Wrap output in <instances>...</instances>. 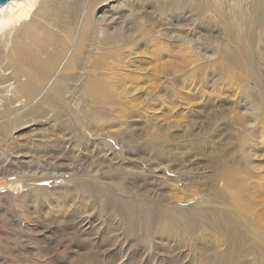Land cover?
I'll list each match as a JSON object with an SVG mask.
<instances>
[{
  "label": "rangeland",
  "instance_id": "1",
  "mask_svg": "<svg viewBox=\"0 0 264 264\" xmlns=\"http://www.w3.org/2000/svg\"><path fill=\"white\" fill-rule=\"evenodd\" d=\"M92 1L96 6L83 32L95 28L99 16H113L111 25L102 24L108 39L87 42L85 33L74 56H67V47L59 62H72L61 74H81L79 82L65 78L67 100L74 94L88 99L82 91L101 86L108 98L107 105L97 106L103 120L87 132L63 116L66 130L59 132L49 117L37 118L34 126L15 130L0 144V169L10 168L0 173V264H82L86 257L93 264H264V26H258L264 14L257 17L247 8L240 20L230 19L242 42L230 59L222 53L233 52L236 44L214 10L199 16L193 9H175L172 0ZM231 1L222 2L228 16ZM133 17H142L141 28L131 23ZM44 20L40 13L15 54L0 48V71L23 66L32 98L41 90L33 72L46 67L40 47L52 44L59 31L54 19ZM131 75L142 84L126 83ZM106 113L114 121L127 114L128 125L118 132L106 129L111 120ZM77 132L88 138L90 150L76 142ZM42 141L61 144L50 149L51 157L50 144L36 156L33 144ZM98 141L110 147L99 152L109 159L100 165L89 154ZM162 150L171 155L167 161L158 155ZM19 160L31 163L25 173L38 180L35 185H25ZM175 172L174 188L158 186L162 175L175 177ZM113 179L120 185L128 181V189ZM37 188L50 193L37 195ZM86 191L92 202L88 212L64 207V193L79 205ZM153 193L156 206L138 198ZM175 197L181 199L174 207L189 208L194 223L189 232L163 237L160 220ZM133 207L158 211V225L134 223L139 214H126ZM215 215L223 226L205 225Z\"/></svg>",
  "mask_w": 264,
  "mask_h": 264
},
{
  "label": "bare ground",
  "instance_id": "2",
  "mask_svg": "<svg viewBox=\"0 0 264 264\" xmlns=\"http://www.w3.org/2000/svg\"><path fill=\"white\" fill-rule=\"evenodd\" d=\"M155 1L157 0H153V3ZM232 1L234 2V5L231 8L232 10L231 16L225 15V11H224L225 9L223 10L222 8L223 0H172V2H176V4L173 5L172 7H174L175 9H180V10L193 9V11H195V13H197L199 16L206 14L208 11L214 10L216 17H219L222 22L224 21L225 24H227L228 40L231 39L236 44V48L232 49L234 50L233 52L231 51L225 52V53H222V55H226L227 58L233 59V57H236V51L237 53L241 51L242 48L240 44L242 42H240L241 40L240 35H238L236 31L234 32V30L237 29L233 26L234 24L231 25L232 24L231 23L229 25L230 19L234 18V20L235 19L240 20L241 18L245 16L244 10H247V8L253 14H256V15L264 14V0H232ZM129 2H131V0H128V4ZM241 2H243V6L238 4ZM95 6H96V3H94V1L92 0H9L6 4L0 7V48L2 47L3 52L5 53L9 51V52H12L13 54L19 48V46H22V44L24 43L23 41L27 39L25 38L27 30L33 27V25L35 24L36 18L37 16H39L40 13L42 14L44 13V19H45L44 21L47 23H52L53 22L52 19H54V23L52 24L57 26V28L59 29L58 32L56 29V32H57L56 38L54 39L53 42L51 41L53 45L54 44L56 45V46L54 45L56 48H54V46L49 42H46V43L44 42L45 45L43 47H40L41 56L43 60L45 61L46 67L44 69H38V70H35V72H33V74L35 73L34 75L40 79L39 85L41 89L40 92L37 93L35 97L32 98L30 95L31 86L29 87V83H28L29 78H27L29 77V75L25 72V69L23 68V66H20L18 64L17 67L12 69L11 73H8V74H2V73H6L5 69L0 71V77H1L0 79V136L2 137V140H0V144H6V142H8L7 138L10 139V137H12V135L14 134V133L12 134V132H14L15 130H19L25 125L34 126L36 124L37 118L48 119L49 117V119H52L51 122L53 123V125L56 126L57 131L59 132H63L66 130L65 126L61 123V120L63 122V116H66V118H69L72 121V123L75 125V129L76 127H81L83 129H86L87 131L92 125L100 124L103 116L99 115V112H98L99 110L97 106L101 107L105 104L107 105L108 98L105 97V92L99 91L101 89V86H93V87L91 86V87H88L87 90H84L82 92L86 96H89V98H91L93 102L89 98L88 99L87 98L81 99L80 97L78 98L77 94H74L72 98H69L67 100L65 98L66 97L65 88H62V86L65 84L64 82L65 78L68 81V83L73 82V81L79 82L81 74L79 73H73L69 75L68 74L64 75L65 73L61 74V70L65 71L72 62L69 61V58L68 60H66L65 66H63L62 62L61 63L59 62V58H61L64 55L62 50L64 51L65 48L67 47L68 49H71V54L69 53L67 54V56L68 55L74 56V49L76 50V48L79 46L82 40L86 39L84 38L85 33H87L86 34L87 36H85L87 37V42L91 41L93 43L94 41H98L99 39H101L102 41L103 40L106 41L108 39L110 33L107 30H105L106 27L102 24L108 23V25H111V23L114 20L113 16H105L104 14L102 17L99 16V18H97L94 21L96 23L95 25L96 29H97L96 27L97 25H100V27L98 26L100 29L102 28L101 32H99L100 30L99 31L95 30V28H90L89 30L83 32V25L87 23L86 21L87 16L88 14H90V17L93 16L92 13L94 12ZM127 15L126 17H128ZM256 15L255 16L253 15V16L256 17ZM262 16L263 17L261 19V23H259L258 26H261V25L264 26V15ZM257 17L255 19H257ZM134 18L135 17H133V19ZM141 18L142 17L135 18L134 20L131 21V23L133 22L135 26H137V28H141L142 22H138V19H141ZM122 23L126 24L125 21L120 22L119 20V24H122ZM108 28L109 26L107 27V29ZM121 29L122 27L120 28V30ZM142 33L143 32L141 30L140 34L142 35ZM115 34L118 36L117 33ZM130 38L131 37L126 36V40ZM186 40L188 41V39L185 38L184 40L185 44H187ZM29 62L33 63L32 60ZM77 69L79 70L78 67ZM19 76H23V77L26 76L24 80L25 81L27 80V82L22 85V82H25V81L21 80L22 77L19 79ZM134 77H135L134 75H131V77H125V79H126V83H131V85L135 88L139 85V83L142 84V82H138ZM201 79L204 80V77H201ZM101 96L103 100H100ZM106 107L107 106H105V108ZM248 110L249 109L246 110V113L248 112ZM111 116H112L111 114L110 115L107 113L105 114V118L107 120L111 119L109 125H106L108 126L106 127V129H109V130L112 129L113 131L116 130V132H118V129H120L123 126L128 125V115L127 114L123 113L121 117L118 116L117 121H114L111 118ZM242 116L244 117V114H242ZM248 119H251V114H249ZM98 125L94 129L95 131H93L95 132L93 133L94 134L93 137L95 138L98 137L97 132H99L100 130L99 129L100 127ZM123 128H126V127H123ZM77 133H78L77 138L80 137L79 139H77L78 141H76L78 142L79 146L85 144L86 147L88 146L90 150L91 144L87 140L88 138L83 139L81 134L79 132ZM151 137H153V139H156L157 134L155 133L151 135ZM157 140L155 142H158ZM58 143H59L58 141H53L49 143L51 145V148L50 146L48 147L49 148L48 157H51L54 153L50 149H54L53 147H56L61 144V143L60 144ZM46 144L49 145L48 143L44 141L38 144L37 143L33 144V146H35L34 149L37 152L34 154L37 156L39 153H43L44 152L43 149L46 147ZM97 144H98V147H96L95 145L94 146L92 145L93 152H94V149H96L95 153L93 154L91 150L89 151V154L92 155L93 158H96V163L99 162L98 165H100V164H103L101 160L103 162H108L109 159L106 156L107 153L103 154L104 152L102 153L103 155L100 158L99 152L102 150V148L108 150L110 147H109V144H106L102 141H98ZM158 155L162 156L163 160L167 161L166 157L168 155V152L166 150L165 151L162 150L161 152H158ZM168 156H171V155H168ZM53 157H54L53 160H58L57 153ZM38 161L40 164H43L45 160L43 158H39ZM17 164H18L20 172H21V168L25 169L23 172H21V174H26L25 185L26 186L35 185L38 180L28 175V173H25L26 169H29L30 167H32L31 163H29V160H23V161L19 160ZM168 167L170 168L171 166H168ZM8 169L10 168L8 167V168H5L4 170L0 169V173L2 171L8 173L7 171ZM170 171H171L170 173L172 174L174 173V171L172 170ZM176 177H178V174L176 172H175V177L170 176L167 178L165 175L164 176L162 175L159 181L157 180V182H160L158 186L174 188L176 185L173 187V184L179 181V179H177ZM217 177L222 178L223 175H220ZM112 184H114L115 186L121 187L123 189H128V181H124L123 184L120 185L121 182L119 180L113 179ZM101 191L107 193L106 188L101 189ZM35 192L37 193V195H40V196L50 193V191L48 192L47 189H43V188H37ZM180 196H182V194ZM194 196L195 195H192L191 198H194ZM144 197H147L148 199H145ZM178 197H175L176 200L172 202L170 207L165 209L166 211H164L163 217L160 220V223H161L160 233L163 237L164 236L170 237L171 235H176L181 232L184 233V232L191 231L192 225L194 223V218L190 216L188 213L190 209L182 208L184 207L182 206V204H180L182 207L178 205H177L178 207H174V204L179 203L181 199ZM188 197L190 196H187V198ZM80 198L81 199L79 200V205H78L77 203L72 202V199L68 194L64 193V196L62 197V203L64 204L65 202L64 207L66 206L82 207L84 212L85 211L88 212L90 210V207L88 206L92 205L91 196H90L89 191H86L85 194H82ZM138 198L141 201L143 199V202L145 204H152L153 206H156V203H158V198H156L154 193L153 194H141L140 197ZM134 208L136 207H133L129 212L126 213V214H131L133 216L139 214L138 216H136L135 220L133 219L134 223L137 222V220H140V221H145V222L146 221L151 222L155 225H158V211L156 210L150 211L148 208H146L142 210L141 212H137L138 211L137 208H136L137 211ZM205 225L222 227L223 219L220 216L215 215L212 218V220L208 223H205ZM89 258L86 257V258H83V260L81 259L82 264H93Z\"/></svg>",
  "mask_w": 264,
  "mask_h": 264
},
{
  "label": "water",
  "instance_id": "3",
  "mask_svg": "<svg viewBox=\"0 0 264 264\" xmlns=\"http://www.w3.org/2000/svg\"><path fill=\"white\" fill-rule=\"evenodd\" d=\"M9 0H0V7L6 4Z\"/></svg>",
  "mask_w": 264,
  "mask_h": 264
}]
</instances>
